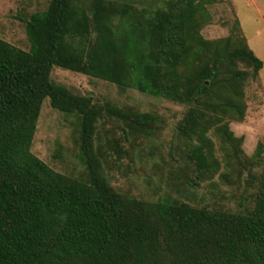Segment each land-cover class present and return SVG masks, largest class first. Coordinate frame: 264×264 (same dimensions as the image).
<instances>
[{"label": "trees", "instance_id": "16d2710c", "mask_svg": "<svg viewBox=\"0 0 264 264\" xmlns=\"http://www.w3.org/2000/svg\"><path fill=\"white\" fill-rule=\"evenodd\" d=\"M51 0L27 20L25 50L0 37V264H264L263 170L241 211L171 197L150 202L117 192L96 152L109 117L148 132L157 116L73 93L51 80L55 66L188 105L180 131L196 140L190 158L212 179L222 165L209 136L246 112L249 66L263 61L241 38L206 39L207 0H169L154 10L119 0ZM79 119L83 180L31 151L43 101ZM259 158V160H258Z\"/></svg>", "mask_w": 264, "mask_h": 264}, {"label": "rangeland", "instance_id": "374dc122", "mask_svg": "<svg viewBox=\"0 0 264 264\" xmlns=\"http://www.w3.org/2000/svg\"><path fill=\"white\" fill-rule=\"evenodd\" d=\"M51 0H0V37L29 50L27 20L46 10ZM94 0H79L90 4ZM138 9L154 10L169 0H119ZM209 20L201 28L206 39L241 38L264 64V0H207ZM244 82L246 112L242 121L231 120L229 129L241 141H224L215 129L209 136L221 169L205 179L190 158L196 140L180 131L188 105L156 97L134 88L122 91L115 83L55 66L51 80L75 94L91 96L95 102L115 105L157 116L148 132H133L123 121L109 117L97 124L95 148L102 171L120 194L155 202L166 197L196 206L241 211L250 206L258 190L263 167L256 165L258 146L264 150V65L258 74L249 66ZM31 151L56 171L88 179L81 158L79 119L43 101ZM259 160V158H258Z\"/></svg>", "mask_w": 264, "mask_h": 264}]
</instances>
